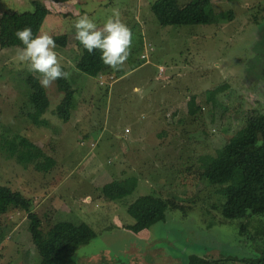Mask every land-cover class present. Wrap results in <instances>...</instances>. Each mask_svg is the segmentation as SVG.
<instances>
[{"label": "rangeland", "instance_id": "rangeland-1", "mask_svg": "<svg viewBox=\"0 0 264 264\" xmlns=\"http://www.w3.org/2000/svg\"><path fill=\"white\" fill-rule=\"evenodd\" d=\"M109 1L104 8L101 3ZM139 1L0 0V264H50L32 242L26 213L8 206L9 190L33 199L45 230L66 219L93 228L96 238L73 256L77 264H183L193 254L238 257L224 264H246L243 258L263 253L264 212L224 217L213 207L225 201L217 192L222 186L199 178L194 162L215 154L255 112L264 113V0H212L215 13L233 12V19L170 26L159 24L151 10L155 0ZM76 3L100 5L88 15L98 27L113 9L120 11L133 32L132 54L121 70L104 64L90 74L76 69L81 49L75 21L61 15ZM46 8L54 12L51 17ZM10 11L24 13L25 22L17 24ZM24 27L34 36L44 31L72 38L68 49L56 48L76 88L69 121L54 112L63 98L55 84L47 88L49 126L27 117L30 72L13 59L22 47L15 32ZM147 44L153 46L151 61L141 59ZM158 66L165 69L162 77ZM217 86L212 106L207 90ZM194 93L202 110L189 116L186 102ZM14 132L56 159L51 171L39 172L10 156L12 148H3L2 140ZM129 177L137 179V188L128 196L111 200L102 194L101 184ZM148 194L184 200L187 211L169 209L165 220L143 234L124 228L135 222L127 205Z\"/></svg>", "mask_w": 264, "mask_h": 264}, {"label": "trees", "instance_id": "trees-1", "mask_svg": "<svg viewBox=\"0 0 264 264\" xmlns=\"http://www.w3.org/2000/svg\"><path fill=\"white\" fill-rule=\"evenodd\" d=\"M212 5V0H192L187 3H181L180 0H155L151 4V10L162 26L209 24L218 18L220 20L233 19V12L217 14ZM48 12V8H46L45 14ZM10 16L17 24H23L26 19L24 13L17 11H10ZM69 37L64 34L53 38L57 46L66 48L69 40L72 42V38ZM75 42L81 49V55L74 59L76 69L89 74L101 69L103 62L100 59L99 50L89 54L79 41L75 39ZM62 64L68 71V66ZM26 80L32 90L29 95L30 110L28 109L27 117L36 126L48 127L49 121L44 117L50 108L47 88H42L32 73H28ZM54 84L57 91L63 94V98L54 112L64 121H69L76 105V88L70 79L57 80ZM218 92V86L207 90V101L212 106L215 104ZM197 98L198 93L191 94L186 102L189 116H195L202 110ZM176 114L177 111H175ZM6 131L9 132L10 129ZM2 142L3 148L11 146V157H16L19 163L30 164L39 172H49L57 164L56 159L48 155L42 146L20 133L14 132L12 136L4 135ZM194 164L196 168H199V178L207 180L211 185L222 186L217 192L225 198V201L220 205L214 204L213 207L220 210L224 217L233 219L243 217L246 212L263 213L264 113L255 112L223 146L216 150L215 154H201ZM136 188L137 179L134 177L113 180L100 187L102 194L111 200L122 199ZM6 198L8 206L26 213L30 221L29 229L32 242L40 257L50 264L52 262L54 264H77L73 258L75 252L96 238L97 234L93 228L80 220L56 221L45 230L44 220L36 211L31 197L25 196L20 191L9 190ZM183 201H179L176 197L163 198L152 194L141 196L135 202L127 205L128 213L135 219V222L127 227L140 233L158 221L165 220L169 209L186 212L187 206ZM236 261H240V259L232 256L214 257L193 254L183 264H224ZM242 261H245L246 264H264V251L257 257L243 258Z\"/></svg>", "mask_w": 264, "mask_h": 264}, {"label": "clouds", "instance_id": "clouds-1", "mask_svg": "<svg viewBox=\"0 0 264 264\" xmlns=\"http://www.w3.org/2000/svg\"><path fill=\"white\" fill-rule=\"evenodd\" d=\"M73 27L75 39L84 49L89 54L99 50L103 64L114 71L121 70L132 54L133 32L122 20L118 9L112 10L102 26L98 27L92 18L84 14L78 16ZM15 36L22 47L17 46L14 61L26 63L28 71L42 88H49L57 80L70 78L71 73L64 69L52 35L41 31L34 36L30 27H24L18 29Z\"/></svg>", "mask_w": 264, "mask_h": 264}, {"label": "crops", "instance_id": "crops-1", "mask_svg": "<svg viewBox=\"0 0 264 264\" xmlns=\"http://www.w3.org/2000/svg\"><path fill=\"white\" fill-rule=\"evenodd\" d=\"M142 1H144V0H142ZM60 2H62V1H60ZM138 2H140L139 0H138ZM111 3H112V1H109L108 2V4H106V2H103V3H101L102 5H104L105 7L104 8H109V5H111ZM65 4H66V1H64V3H63V5H64V9H65ZM140 4H141V2H140ZM77 5H79L78 3H76V4H73V9H72V11H66V10H64V11H62V13H61V15H62V17L65 19V20H72V21H75L77 18H78V16H80V15H84V14H87V15H89L90 17H91V14H93V12L95 11V10H97V9H99V6L100 5H98V6H96L95 8H94V6H90L89 8H87V7H82V6H78V7H76ZM88 6V5H87ZM48 7V6H47ZM63 8V7H62ZM87 9H89V10H87ZM52 10L51 11H49L48 12V15H47V17L49 16V17H51V15H53L54 14V12H52ZM110 13H112V12H110ZM111 15V14H110ZM47 17H46V19H47ZM70 47V45L69 46H67L66 48H62V49H68ZM59 52H61V51H59ZM85 74H89V73H85ZM73 114V113H72ZM73 117H71V119H72ZM127 128V127H126ZM125 128V129H126ZM95 133V132H94ZM92 136V135H91ZM162 139V138H161ZM163 142V141H162ZM126 155H124L123 157H125ZM127 157V156H126ZM113 181V180H112ZM112 181H109V182H112ZM106 183H108V182H106ZM104 184H101V186H103ZM87 196H91L90 194H87ZM86 196V197H87ZM36 208V210H37V206L35 207ZM128 226V225H127ZM126 225H124V228H126V229H128L129 230V228L127 227ZM146 230H144V231H142V232H140V233H144Z\"/></svg>", "mask_w": 264, "mask_h": 264}, {"label": "built area", "instance_id": "built-area-1", "mask_svg": "<svg viewBox=\"0 0 264 264\" xmlns=\"http://www.w3.org/2000/svg\"><path fill=\"white\" fill-rule=\"evenodd\" d=\"M148 50H153V46H152L151 44H147V47H146L144 53L141 54V59H142V58H145V59H148L149 61H151L150 58H149L150 51H148ZM149 63H150V62H149ZM158 68H159V76L162 77L163 72H165V69H164V67H162V66H158ZM104 78H105V75H103L102 73H100L99 76H98V80L100 81L101 84H105ZM111 78H113V77L111 76ZM129 131H130V128L127 127V128L125 129V132L127 133V132H129ZM83 143H84V142H83ZM84 144H85V143H84ZM91 145H92V148H93V147H95L96 143H95V142H91ZM86 200H87L88 202H91V197L87 198ZM89 206L91 207L92 204H90Z\"/></svg>", "mask_w": 264, "mask_h": 264}]
</instances>
